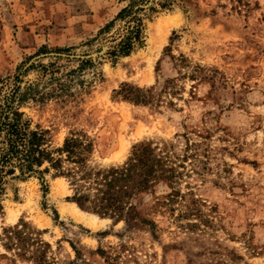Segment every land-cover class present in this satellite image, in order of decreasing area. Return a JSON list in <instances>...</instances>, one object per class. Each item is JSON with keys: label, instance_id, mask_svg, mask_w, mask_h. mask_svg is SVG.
Returning a JSON list of instances; mask_svg holds the SVG:
<instances>
[{"label": "rangeland", "instance_id": "1", "mask_svg": "<svg viewBox=\"0 0 264 264\" xmlns=\"http://www.w3.org/2000/svg\"><path fill=\"white\" fill-rule=\"evenodd\" d=\"M138 19L133 49L110 53ZM18 75L62 163L5 184L0 264H264V0H0V91ZM72 134L92 143L85 169L152 141L178 176L141 192L131 220L82 207L81 165L59 151ZM23 224L25 248L8 247Z\"/></svg>", "mask_w": 264, "mask_h": 264}, {"label": "trees", "instance_id": "2", "mask_svg": "<svg viewBox=\"0 0 264 264\" xmlns=\"http://www.w3.org/2000/svg\"><path fill=\"white\" fill-rule=\"evenodd\" d=\"M128 10L129 7H125L119 16ZM140 20L128 26L126 35L114 45L110 53L127 54L133 49L142 29ZM18 78L19 75L8 79L3 84L6 86L5 92L0 91V194L5 190L9 179L43 173L49 169H42L46 161H50L54 167L62 163L60 158H53L52 152L46 146L45 134L31 128V123L25 118V112L22 110L25 102L41 91H38L36 83L23 86ZM1 88L3 89V86ZM154 89L156 86L143 89L124 84L117 92L123 98L139 103L150 102L154 97ZM91 147L92 143L87 141V138L72 134L59 148L61 153H66L68 160L79 163L83 170L80 177L84 181L81 184L83 188H77L71 197L82 207L118 217L128 215L131 220L136 214V204L133 200L138 198L141 192L153 188L160 181L174 183L178 176L176 166L168 153L153 145L152 141H142L134 145L131 155L122 165L96 171L85 169L84 166ZM86 182L89 186L84 188ZM92 187L97 190L94 197L84 190ZM25 228L23 224L22 228L6 229L11 239L7 243L8 247L17 245L25 248L28 242ZM37 259L43 262L44 254L39 255Z\"/></svg>", "mask_w": 264, "mask_h": 264}, {"label": "bare ground", "instance_id": "3", "mask_svg": "<svg viewBox=\"0 0 264 264\" xmlns=\"http://www.w3.org/2000/svg\"><path fill=\"white\" fill-rule=\"evenodd\" d=\"M80 211H81V210H80ZM72 212L75 213V214H77L79 217H82V215L79 214L80 212H79L78 209H76V207L72 208ZM81 212H83V211H81ZM96 218H97V217L93 216V217H91L90 219H91L92 221H96V220H97ZM93 223H94V222H93ZM94 225H96V224L94 223Z\"/></svg>", "mask_w": 264, "mask_h": 264}]
</instances>
